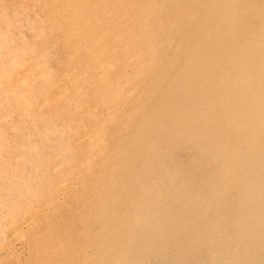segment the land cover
I'll use <instances>...</instances> for the list:
<instances>
[{"label":"bare ground","instance_id":"bare-ground-1","mask_svg":"<svg viewBox=\"0 0 264 264\" xmlns=\"http://www.w3.org/2000/svg\"><path fill=\"white\" fill-rule=\"evenodd\" d=\"M0 264H264V0H0Z\"/></svg>","mask_w":264,"mask_h":264}]
</instances>
